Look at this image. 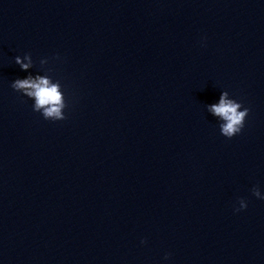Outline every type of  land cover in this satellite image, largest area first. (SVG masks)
I'll return each mask as SVG.
<instances>
[{
    "label": "water",
    "instance_id": "1",
    "mask_svg": "<svg viewBox=\"0 0 264 264\" xmlns=\"http://www.w3.org/2000/svg\"><path fill=\"white\" fill-rule=\"evenodd\" d=\"M25 54L65 119L11 88ZM221 91L250 110L231 139ZM254 187L264 0H0V264H264Z\"/></svg>",
    "mask_w": 264,
    "mask_h": 264
},
{
    "label": "clouds",
    "instance_id": "2",
    "mask_svg": "<svg viewBox=\"0 0 264 264\" xmlns=\"http://www.w3.org/2000/svg\"><path fill=\"white\" fill-rule=\"evenodd\" d=\"M56 58L59 59V57ZM46 62L47 58L40 61L41 64ZM15 64L19 65L20 70L26 75L12 80L11 88L31 100L32 110L40 113L45 120L59 121L65 119L66 102L60 83L40 72H30L29 69L33 66V60L28 54L23 57L17 55ZM205 108L212 117L216 118L220 135L227 139H231L241 132L250 111L241 102L230 97L228 91H221L218 99L206 104ZM252 195L264 200V195L258 187L253 188ZM246 207L247 201L244 198H238V207L234 206L233 210L239 212ZM143 243L145 241L142 239L141 244ZM168 256L169 254L165 253L163 259L167 260Z\"/></svg>",
    "mask_w": 264,
    "mask_h": 264
}]
</instances>
